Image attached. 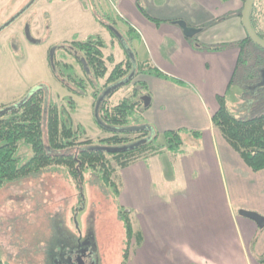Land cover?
Returning a JSON list of instances; mask_svg holds the SVG:
<instances>
[{
	"label": "rangeland",
	"instance_id": "obj_1",
	"mask_svg": "<svg viewBox=\"0 0 264 264\" xmlns=\"http://www.w3.org/2000/svg\"><path fill=\"white\" fill-rule=\"evenodd\" d=\"M155 1L159 2L156 11H170L162 9L167 5L162 3L163 0ZM117 3V0H0V110L17 106L30 92L44 86L47 97L57 103L63 118L71 120L75 126L79 123L85 129L86 135L92 138L91 146H123L98 141L117 126L104 120L94 108L92 102L95 96L91 91L95 85L87 84V91L81 92V86L67 81L64 75L61 79L56 74L59 69L62 73L70 72L56 63L60 57L66 56L62 46H69L73 39H86L97 34L106 41L104 53L113 52V62L109 60V66L127 57L134 65L131 69L134 73L138 63L145 64L143 68L146 70L147 60L149 64H155V59L163 62L169 59L170 33H166L168 26L163 23L169 24L170 21L154 23L163 31L162 39L156 43L158 35L149 31L148 25L130 27L128 16L120 14L122 10ZM223 11L225 14L228 9ZM259 19L257 23L264 32V15ZM227 26L228 29L231 27ZM218 43L223 49L227 46V42ZM246 46L254 48L255 53L260 51L262 58L253 56L246 48L241 50L242 60L227 93L229 104L234 90L243 85L241 82L254 78V75L243 73L244 67L247 66L248 70L253 63L255 66L264 60V47L251 39L247 40ZM76 71L79 76L86 77L79 64H76ZM156 76L170 80V74L156 75L154 72L135 74L130 82H124V77L110 96V101L115 103L128 95L136 99L151 97L150 92L158 91L152 84V77ZM99 82L102 83L103 79ZM114 87L113 83L102 86L96 93L95 106L106 91ZM154 98L157 100V97ZM263 106L264 101H253L248 109L251 113H260ZM151 110L132 111L128 116L129 124H143L151 134L157 133L161 138L166 128L158 121L163 117L164 108H159L154 101L153 112ZM181 137L179 145L170 146V149L166 148L147 160L142 159L138 168L143 172L136 173L139 171L137 168L131 169L125 177L127 187L122 189L121 182L122 190L118 195L94 171L85 169L81 178H75L62 163L6 181L0 187V264H49L52 249L60 247V239L68 243H82L85 234L90 231L95 245L92 247L95 263L120 264L126 236L118 212L119 204L129 210L132 225L142 232L143 238L138 245L134 239L131 240L128 264H170V209L174 211L172 223H178L183 202L192 201L198 192L180 168V162L190 153L198 137L186 129H182ZM18 154L20 161H25L31 155V149L26 144H20ZM117 171L120 172L119 167ZM135 174L139 180L133 187ZM227 185L236 213L247 209L264 215V187L261 192L248 194L241 192L240 185V192L236 195L232 192L229 176ZM238 203L254 209L240 208ZM256 224L257 242L253 255L264 249V223ZM151 247L154 248L151 250Z\"/></svg>",
	"mask_w": 264,
	"mask_h": 264
},
{
	"label": "crops",
	"instance_id": "obj_2",
	"mask_svg": "<svg viewBox=\"0 0 264 264\" xmlns=\"http://www.w3.org/2000/svg\"><path fill=\"white\" fill-rule=\"evenodd\" d=\"M117 2L122 10L120 14L128 16L130 27L148 25L149 31L158 35L156 43L162 39L163 31L154 23L170 21L169 24L163 23L168 26L166 33H170L169 59L166 62L154 61L161 71L170 74V80L152 77V84L158 91L150 92L151 97H146L147 102L142 99V105L144 111L153 110L156 101L159 108H164L163 117L158 121L160 126L194 130L193 135L198 137L190 153L180 162L182 173L198 192L192 201L183 202L178 223H172L174 211L170 209V264H261L259 258L264 249L256 255L252 254L257 242V224L253 219L235 212L229 198L227 176L236 195L240 192V185L242 193L255 194L263 190L264 168L252 170L211 119L218 106L217 94L224 95L227 107L237 116L258 114L251 113L248 106L253 101H264V60L255 66L253 63L248 70L247 66L244 67L243 73L254 75V78L241 82L243 85L232 94L231 104L227 100L233 74L242 60L241 50L246 48L253 56L262 58L260 51L255 53L254 48L246 46V31L241 18L243 1L163 0L162 3L167 5L162 9L170 10L168 12L156 11L159 2L155 0ZM140 6L155 19L145 15ZM223 9L228 11L224 14ZM178 19L201 29L193 36H186L176 22ZM227 25L231 27L228 29ZM218 42H227L226 48L218 46ZM104 55L113 57V52ZM263 111L264 106L260 112ZM140 161L142 159L120 171L122 189H125V177L131 169L137 168L139 171L136 173L143 172L138 168ZM136 176L133 187L139 180ZM240 204H237L240 208H253Z\"/></svg>",
	"mask_w": 264,
	"mask_h": 264
},
{
	"label": "trees",
	"instance_id": "obj_3",
	"mask_svg": "<svg viewBox=\"0 0 264 264\" xmlns=\"http://www.w3.org/2000/svg\"><path fill=\"white\" fill-rule=\"evenodd\" d=\"M140 9L145 15L155 19L145 8L140 6ZM263 11L264 0H254L250 9V20L256 32L262 37L264 33L257 28L256 20L257 18L260 20ZM249 39L247 35L244 38L246 41ZM104 46L105 41L99 34L86 39L71 40L69 46H62L66 56L56 61L57 66L69 69L70 72L62 73L59 69V73L56 74L61 79L65 78L81 86V92L87 91V84L95 85L91 91L95 96L92 102L94 108L102 114L104 120L117 126L98 141L123 146L113 148L91 146L92 138L86 135L81 124L75 126L71 120H65L57 103L47 97V89L41 86L25 96L17 106L0 112V187L6 181L37 172L51 164L62 163L65 164L68 173L75 178H81L85 169L94 171L99 175V179L105 185H110L114 194L118 195L122 178L117 167L121 171L140 159L182 143L183 128L165 129L161 138H158L157 133L151 134L146 126L129 128L143 125L129 124L128 117L132 111L144 109L142 100L128 95L112 103L110 101L112 93L124 77V82H130L135 74L154 72L156 75L162 73L166 75V73L154 64H149L148 60L146 70L143 68L145 64L138 63L135 72L132 73L134 65L127 57L109 66L113 59L112 55H104ZM76 64L83 67L86 77L77 74ZM62 75L66 77L63 78ZM100 79H103L102 83L99 82ZM110 83L115 87L105 93L95 106L96 93L102 86L106 87ZM216 98L218 106L211 115L213 124L252 170L264 168V111L249 117H238L227 107L224 95L217 94ZM83 135L86 136L81 138ZM20 144H26L31 149V155L25 161H20L21 157L18 154ZM72 147L77 148L71 151ZM118 212L123 220L126 236V247L120 264H128L130 242L134 239L137 245L140 244L142 232L134 229L129 210L119 204ZM259 262L264 264V254L259 258Z\"/></svg>",
	"mask_w": 264,
	"mask_h": 264
},
{
	"label": "flooded vegetation",
	"instance_id": "obj_4",
	"mask_svg": "<svg viewBox=\"0 0 264 264\" xmlns=\"http://www.w3.org/2000/svg\"><path fill=\"white\" fill-rule=\"evenodd\" d=\"M243 3H244V1H243ZM259 11H261V9H259ZM259 14H260V12H259ZM257 20H258V18H257ZM257 20H256V22H257ZM258 25L259 24L257 23V28L262 31V29L260 28L261 26H258ZM115 35L117 36V34H115ZM121 38H122V36H121ZM121 38H119V39H121ZM71 54H73V53H71ZM82 240H83L82 243H80L78 241H75L74 243H68L67 240L60 239V247L52 249L49 264H77V262H76L77 256L80 254H82L81 257L84 259L85 264H96L95 263L96 262L95 256H93L94 258H92V247H95L92 232L90 231V232L86 233L85 238H83Z\"/></svg>",
	"mask_w": 264,
	"mask_h": 264
},
{
	"label": "water",
	"instance_id": "obj_5",
	"mask_svg": "<svg viewBox=\"0 0 264 264\" xmlns=\"http://www.w3.org/2000/svg\"><path fill=\"white\" fill-rule=\"evenodd\" d=\"M253 2H254V0H244L243 8H242V11H241L242 24H243V27H244V29L246 31L247 36H249V38L252 41H254L255 43H257L258 45L264 47V38L261 37L255 31L254 27L251 24V20H250V9H251V6H252ZM10 20H8L7 23ZM177 23L182 27L183 32H184V34L186 36H192L194 33L198 32L200 30V27H196V26H193V25H188L184 19H178ZM122 41L127 46L126 42L123 39H122ZM107 92L108 91H106V93ZM143 99L145 100L146 97H143ZM145 102H147V101L145 100ZM8 109H10V108H7V109H3L2 108L0 110V112L4 111V110H8ZM139 127H144V125L130 126L129 128H139ZM239 213L241 215H244V216H247V217L253 219L258 224L264 223V215H262V214H260V213H258L256 211H251V210H247V209H241V210H239ZM81 256H82V254L77 256V261H76L77 264H85L84 259Z\"/></svg>",
	"mask_w": 264,
	"mask_h": 264
}]
</instances>
